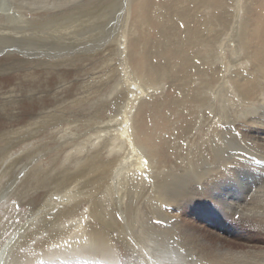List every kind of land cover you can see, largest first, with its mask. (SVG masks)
Returning a JSON list of instances; mask_svg holds the SVG:
<instances>
[{
  "label": "bare ground",
  "instance_id": "1",
  "mask_svg": "<svg viewBox=\"0 0 264 264\" xmlns=\"http://www.w3.org/2000/svg\"><path fill=\"white\" fill-rule=\"evenodd\" d=\"M93 1L0 4V264H264V72L260 65L239 71L247 59L244 24L221 34L212 13L218 2L228 17L235 2L240 14L243 0H183L192 15L183 11L174 30L160 28L177 59L171 66L153 65L156 53L131 33L133 0L95 5L96 17ZM222 35L229 45L236 37L238 48L223 51ZM204 64L210 76L199 71ZM182 66L187 71L179 74ZM116 75L119 94L110 95L122 105L117 114L102 118L98 109L90 129L71 132L66 111ZM172 78L173 98L154 94L161 90L154 85ZM218 97L233 100L237 111L219 116ZM145 109L155 137L171 127L186 133L180 149L179 140L165 139L163 148L153 135L147 139L139 120ZM165 110L169 118L159 114ZM193 128L205 132L201 141ZM38 136L55 137L52 165L43 166L49 153L29 147ZM75 144L73 154H63ZM10 200L26 208L24 224L11 222L23 215L7 211ZM198 209L262 239L228 240L213 220L207 227L191 219Z\"/></svg>",
  "mask_w": 264,
  "mask_h": 264
},
{
  "label": "rangeland",
  "instance_id": "2",
  "mask_svg": "<svg viewBox=\"0 0 264 264\" xmlns=\"http://www.w3.org/2000/svg\"><path fill=\"white\" fill-rule=\"evenodd\" d=\"M3 2H4V0H0V4H3ZM106 2H107V0H94L93 5L89 6V12L91 13V16L96 17L100 13V10L97 13L96 9L93 8V6H95V5L103 6ZM220 5L221 4H219L218 2L217 3L214 2L215 7L214 6L213 7L216 8V10L213 11L212 13L214 16H216L218 18V19L216 18L218 20L217 21V30L221 34L222 33L225 34L226 30L227 29L229 30V27H231V28H230L228 34H230L233 30H235V32L236 31L238 32L240 22H241V25L244 24V25H242L243 26L242 31L244 32V35H243L244 41L248 45V47L246 48L247 59L241 60V59L233 58L234 61H240L241 60L240 62H243L244 65L247 62V65L241 66L239 68V71H243L244 67H247L248 65L250 67L255 66L256 69H257V66L260 65L262 67L263 72H264V0H243V1H241V3H240V8H241L240 12L241 13L239 12L240 14H238V12H237L238 15L236 14V10L234 9V7H235L234 6L235 2H234L233 6L228 5L226 7L228 17H226V16L223 17L224 11L217 10L220 7ZM183 11L187 15H192V13H191L192 10L189 8V5L187 3L185 4V1H183V0H133V2H132V14H131V17L129 16V22H130L129 26H130V28H132L131 33H133V34L135 33V36L140 39L139 43H141L142 48H147V49L150 48L149 52H151V55L152 54L154 55V53H156L155 58H150V59H152L151 63L153 65L164 66L165 64H168L169 66H171L172 64H175V61L177 59L175 60L174 52L169 48L170 44L166 43L164 36L161 38L162 30L160 28L165 23L167 25L166 28L171 26L170 28H173L172 30H174L176 27H174V24H171V23L176 22L175 18H179L181 20H184L183 17H181L183 15L182 14ZM205 12L207 13V15L210 14V11H208V10ZM174 13H175V15H174ZM189 13H191V14H189ZM197 13L201 15V11L197 12ZM202 16H205V15L202 14ZM238 16H239V18H238ZM185 18H189V16L185 17ZM203 18L204 17H202V19ZM235 21H236V24L234 23ZM178 25H179L180 30L182 31L183 26L181 24H178ZM192 25H193V23H190V27ZM232 25L234 26V28ZM194 26H196V24H194ZM158 30H161V31H158ZM171 34H173V31H171ZM182 39H183V35H182ZM221 39H223V40H221V41L219 40V42H217V46L222 47L223 51H226L227 47L232 46V45L235 46V48L236 47L238 48L236 37H234L233 40H230V45L226 43V41H228V39L223 38V35L221 36ZM133 42H135V41H133V40L130 41L129 45ZM222 43H223V45L224 44L225 45L222 46ZM165 44H167V45H165ZM155 45H157V47H159V45H163L164 48H161V49L155 48V47L153 48V46H155ZM129 47H130V49H132V51H134L135 48L132 45H130ZM155 49H156V51H155ZM216 50H218V49H216ZM241 57H242V54H241L240 58ZM160 58H161V60H159ZM205 59H208V56H205ZM256 60H258V64H257ZM209 63H213V61H210ZM222 64H224V62L223 61L220 62V60H219V62H217V65L215 64L217 66V67L216 66L215 67L218 69V72L220 71V69L223 68L221 66ZM205 66H210V65L204 64V65L200 66L199 71L202 73H205V74L207 73L206 75L210 76L213 73V68H207V67L203 68ZM205 70H211V71H205ZM185 71H187L186 66H182L179 69L178 73L181 74ZM220 75L221 74H219L218 77L221 80ZM118 80H119L118 75H116V77H112L107 82L108 86H105V88L102 91H100L99 93H90L91 95L88 96L89 97L88 101L70 108V111L69 110L66 111L67 114L70 116L69 117L66 116V117H64V119L65 120L72 119V120H70L72 122L71 128H73V130H71V132H73L74 134H77V135H81V133H83V131L90 129L89 126H91L97 120L96 118H94L93 115H95V112L98 109H101V108L103 109L104 114L102 115L103 116L102 118L117 114V112L120 110V107L122 105H114L112 103L114 101L113 95L111 96L110 94H119L118 93L119 90L118 91L112 90L113 86L118 83ZM175 80H177V78H172V79L166 80L165 84L162 83V84H159V86L154 85V87H153L154 89L156 87H157V89L159 87H160L159 89H161V90L155 91L154 94H168V96H170V97L172 96L171 98H173V96H174L173 94H175L176 92L174 91L173 88H171L169 86L170 83H168V82L169 81H175ZM249 80H251V77L248 78V81ZM210 82H211V85L213 87H215L217 85L215 80H211ZM250 83H251V81H250ZM163 87H164V89H162ZM92 94L93 95L99 94V95L93 96ZM254 94H263V93L262 92L260 93L259 91H257ZM83 96L86 98V95H83ZM230 101H231V103H228V104L223 103L222 104V102L220 101V98L219 97L217 98V102H215L216 104L214 103V107L218 110V112L220 111L219 113H217L219 116L221 115L222 117H226V115H228V114H231V115L233 114V111L231 112V110L237 111L238 106L236 104H234L233 100H230ZM164 108H166V107H164ZM150 112H151V110L145 109L143 116L141 114L139 117V120H140L142 126H144L143 131H144V134L146 135V137H147V134H148V136H151V137L153 135V133H150V131H149V129L153 125V124H151L152 120H151V117L149 115ZM159 114L161 116L165 115L168 117L170 113L168 112V110H165L162 112L160 111ZM169 122L170 121H167V123H169ZM156 123L157 122H154V125H156ZM65 125H66V123H62V125H60L57 128V130L58 129H61V130L65 129ZM167 125L168 124L164 125L165 128L168 127ZM178 125H177V127H178ZM180 126H182V128H183L184 123H182ZM172 128L173 127L169 128L168 130L162 131L163 133L158 132L156 137H155V135H153L152 138H154V137L156 138L154 143H157V145L160 144V146L161 147L163 146V148H164V146L166 144H163V140L169 139V140L173 141L175 139V140H179L177 147L180 149L181 143H182V138L183 137L185 138L186 133H184L182 135L181 130L179 129V130H176L172 134L170 131ZM206 128H209V127H206ZM40 130H42V129H40ZM78 130H80V131H78ZM195 130L196 129L193 128L192 133H193V136L196 135L195 141L199 142V141H201V138L205 135V132L201 131L199 134H196L194 132ZM177 132L179 135H177ZM91 133L93 134V132H91ZM87 138H84L85 142H89V139H87ZM54 139H55L54 136H51V137L50 136H45V137L42 136L41 138L38 136L37 141H34L33 144L29 146L30 148L35 149V151L40 153L41 155H46L49 153L48 157L45 159L46 163L43 166H48V163H49V165H52L53 160H50V161H48V160L51 159L52 155L56 153V152H52V149L56 148L52 142V140H54ZM147 139H148V137H147ZM84 140L80 139L76 143L80 144ZM75 148H76V144L73 145L72 147H70V149L67 148L63 154L64 155L65 154H73ZM253 158H255V157H253ZM63 159H64V156L62 155L60 160L57 161V164L55 166L56 169H58L61 166V164L63 163V161H61V160H63ZM172 160H173V158H172ZM8 206H9V209L7 211L9 213H11L13 211V212H17V213L23 215V216H20V215L15 216L13 219H10L11 222L15 223V224H24V222H25L24 220L27 217V216H25L26 208L23 205H20L18 203H14L12 200L8 201ZM193 214L194 215L191 217V219L192 218L195 219V217H197L199 219V222L201 223V225L203 224L204 226H207V227L211 226L209 219H211V221L213 220L214 224L220 225L222 228H220L217 231L218 234L220 236H225L226 238H228V240H231V239L233 240L234 237L235 238L237 237L239 239L238 241L241 240L240 242H243V241L249 242V240H255L256 238L262 239V236L257 235V234L254 235L253 232H250L252 230H250V229L248 230V228L244 224H240L238 222H234L235 223L234 224L230 220L220 221V220H218V218H216L212 215L205 214L203 211H201L199 209L194 210ZM234 220H236V216L234 217ZM243 226H245V228ZM223 228H225V230ZM244 232H246V233H244ZM244 236L245 237L248 236V237L245 239ZM242 239H243V241H242Z\"/></svg>",
  "mask_w": 264,
  "mask_h": 264
}]
</instances>
